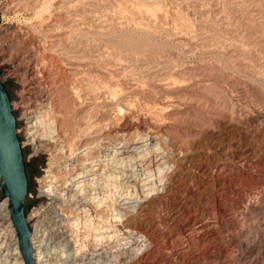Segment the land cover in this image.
Returning a JSON list of instances; mask_svg holds the SVG:
<instances>
[{
    "label": "rangeland",
    "instance_id": "rangeland-1",
    "mask_svg": "<svg viewBox=\"0 0 264 264\" xmlns=\"http://www.w3.org/2000/svg\"><path fill=\"white\" fill-rule=\"evenodd\" d=\"M0 71L39 264H264V0H0Z\"/></svg>",
    "mask_w": 264,
    "mask_h": 264
},
{
    "label": "water",
    "instance_id": "water-1",
    "mask_svg": "<svg viewBox=\"0 0 264 264\" xmlns=\"http://www.w3.org/2000/svg\"><path fill=\"white\" fill-rule=\"evenodd\" d=\"M28 183L16 117L0 71V190L3 198H7L9 219L23 264H35L25 209Z\"/></svg>",
    "mask_w": 264,
    "mask_h": 264
},
{
    "label": "built area",
    "instance_id": "built-area-1",
    "mask_svg": "<svg viewBox=\"0 0 264 264\" xmlns=\"http://www.w3.org/2000/svg\"><path fill=\"white\" fill-rule=\"evenodd\" d=\"M16 128H17V121H16ZM18 132L19 131L17 130V134ZM20 145H21V148H23L24 143L20 142ZM48 197L49 196L46 190L41 189L39 185H37L36 192H34L33 190H28L27 192L25 199L31 203V205H29L28 207V214L26 216L27 222L30 228V241H31V235L33 233L37 234V232L39 231V227L45 223V220L43 219V217L47 213L48 208H49ZM26 211H27V208H26ZM33 219H36V220L34 221V223H31ZM141 241L143 242V245L141 246H145L144 245L145 241L144 240H141ZM32 246H33V243H32Z\"/></svg>",
    "mask_w": 264,
    "mask_h": 264
},
{
    "label": "bare ground",
    "instance_id": "bare-ground-1",
    "mask_svg": "<svg viewBox=\"0 0 264 264\" xmlns=\"http://www.w3.org/2000/svg\"><path fill=\"white\" fill-rule=\"evenodd\" d=\"M15 114V113H14ZM16 117V116H15ZM0 217H9L8 209H7V198L4 199V201L0 204ZM141 239V238H140ZM31 241H32V235H31ZM17 243V240H16ZM33 243V242H32ZM131 243V242H130ZM17 245V244H16ZM34 247V245H33ZM17 248V246H16ZM37 248V247H36ZM145 249V248H144ZM18 252V248L16 249ZM34 251V259H35V264H39L40 260L38 259V255L35 254V248L33 249ZM134 250V249H133ZM139 250V249H138ZM137 250V251H138ZM144 251V250H143ZM141 252V251H140ZM36 256V258H35ZM122 256V255H121ZM131 256V255H130ZM118 260V259H117ZM129 261V260H128ZM125 262V261H124Z\"/></svg>",
    "mask_w": 264,
    "mask_h": 264
}]
</instances>
